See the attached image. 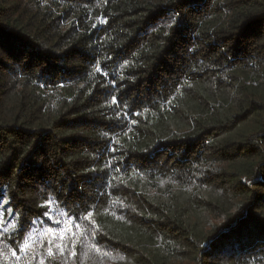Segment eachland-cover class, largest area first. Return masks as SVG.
<instances>
[{"label":"trees","instance_id":"1","mask_svg":"<svg viewBox=\"0 0 264 264\" xmlns=\"http://www.w3.org/2000/svg\"><path fill=\"white\" fill-rule=\"evenodd\" d=\"M54 215L73 264H264V0H0V264Z\"/></svg>","mask_w":264,"mask_h":264},{"label":"rangeland","instance_id":"2","mask_svg":"<svg viewBox=\"0 0 264 264\" xmlns=\"http://www.w3.org/2000/svg\"><path fill=\"white\" fill-rule=\"evenodd\" d=\"M52 220H54V225L47 229L51 233L50 237L52 242L51 245H48V247L52 248V251L58 258L60 264H73L75 262V258L74 255H72L73 252L68 242V222L64 221L57 215H54ZM56 221H60V223H56ZM61 245H63V252H61Z\"/></svg>","mask_w":264,"mask_h":264},{"label":"snow or ice","instance_id":"3","mask_svg":"<svg viewBox=\"0 0 264 264\" xmlns=\"http://www.w3.org/2000/svg\"><path fill=\"white\" fill-rule=\"evenodd\" d=\"M114 102H115V101H114ZM89 215H91V214H89ZM56 223H60V221H56ZM70 226H71L72 228H78V227H79L78 225L72 223L71 221H70ZM73 235H75V233H73ZM51 243H52V242L50 241L49 244L51 245ZM60 247H61V252H63V245H61ZM22 250H23V249H22ZM48 251H49V254H50V255H51V254H54L53 251H52V248H51V247H49ZM75 254H76L75 251H73L72 255H75ZM13 255H15L14 252H13Z\"/></svg>","mask_w":264,"mask_h":264}]
</instances>
